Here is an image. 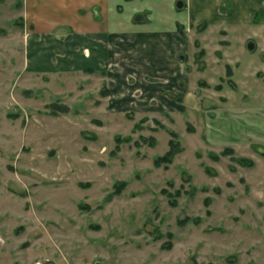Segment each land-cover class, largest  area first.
<instances>
[{
    "label": "rangeland",
    "instance_id": "obj_1",
    "mask_svg": "<svg viewBox=\"0 0 264 264\" xmlns=\"http://www.w3.org/2000/svg\"><path fill=\"white\" fill-rule=\"evenodd\" d=\"M26 1L0 0V264H264V25L98 71Z\"/></svg>",
    "mask_w": 264,
    "mask_h": 264
},
{
    "label": "crops",
    "instance_id": "obj_2",
    "mask_svg": "<svg viewBox=\"0 0 264 264\" xmlns=\"http://www.w3.org/2000/svg\"><path fill=\"white\" fill-rule=\"evenodd\" d=\"M24 11L39 32L51 34L54 26L63 25L69 27L74 42L87 40L94 47L103 43L84 64L98 71L105 70L117 47H124L139 53L133 61L149 60L155 69L161 65L164 71L177 73L176 55L196 53V43L209 53L208 36L225 32L219 41L229 43L236 28L264 25V0H28ZM250 37L239 35L241 50Z\"/></svg>",
    "mask_w": 264,
    "mask_h": 264
},
{
    "label": "trees",
    "instance_id": "obj_3",
    "mask_svg": "<svg viewBox=\"0 0 264 264\" xmlns=\"http://www.w3.org/2000/svg\"><path fill=\"white\" fill-rule=\"evenodd\" d=\"M200 53V55H201V53H204V51H203V49L199 52ZM227 72L228 73H230L231 72V70H230V67H229V65H227ZM105 92H107V91H105ZM171 135L172 136H174L175 135V133L173 132V131H171ZM119 139V138H118ZM169 148H168V150L164 153V154H162V155H158L156 158H155V160H154V163L155 164H157V165H159V164H161L162 162H169V161H171V159H172V156L176 153V152H178L179 151V144H178V141L177 140H175V139H173V138H170L169 139ZM228 149H230L229 147H226L225 148V150H228ZM239 161L242 163V162H244L245 163V161L247 162L248 161V163L249 164H251L252 163V161H251V159H248V158H246V157H239ZM124 182H121L120 184H123ZM174 202V201H173ZM170 245V243H168V245L167 246H169ZM195 264V263H194Z\"/></svg>",
    "mask_w": 264,
    "mask_h": 264
}]
</instances>
